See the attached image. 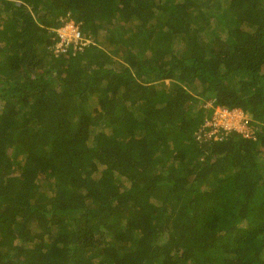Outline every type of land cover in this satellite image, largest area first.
<instances>
[{
    "label": "trees",
    "instance_id": "16d2710c",
    "mask_svg": "<svg viewBox=\"0 0 264 264\" xmlns=\"http://www.w3.org/2000/svg\"><path fill=\"white\" fill-rule=\"evenodd\" d=\"M0 264H264V0H0Z\"/></svg>",
    "mask_w": 264,
    "mask_h": 264
},
{
    "label": "built area",
    "instance_id": "2783aa9c",
    "mask_svg": "<svg viewBox=\"0 0 264 264\" xmlns=\"http://www.w3.org/2000/svg\"><path fill=\"white\" fill-rule=\"evenodd\" d=\"M58 39L54 41L52 48L56 54L67 52L70 45L74 49H78L82 44L80 28L73 20H68L56 29ZM84 44V42H83ZM202 128L207 137L214 135L216 138L219 132H222L220 138L230 131H237L243 137L251 134L248 114L244 113L240 108H226L223 106H215L211 116L204 119Z\"/></svg>",
    "mask_w": 264,
    "mask_h": 264
},
{
    "label": "rangeland",
    "instance_id": "374dc122",
    "mask_svg": "<svg viewBox=\"0 0 264 264\" xmlns=\"http://www.w3.org/2000/svg\"><path fill=\"white\" fill-rule=\"evenodd\" d=\"M210 106V101H207L206 104L203 105V107L208 108ZM211 116V112L207 115L209 118Z\"/></svg>",
    "mask_w": 264,
    "mask_h": 264
}]
</instances>
